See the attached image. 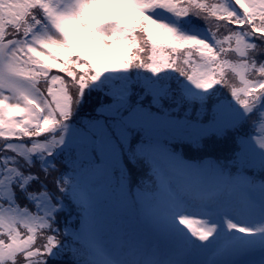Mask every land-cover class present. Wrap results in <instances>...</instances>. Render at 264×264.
Returning <instances> with one entry per match:
<instances>
[{
    "label": "snow or ice",
    "instance_id": "obj_1",
    "mask_svg": "<svg viewBox=\"0 0 264 264\" xmlns=\"http://www.w3.org/2000/svg\"><path fill=\"white\" fill-rule=\"evenodd\" d=\"M0 264H264V0H0Z\"/></svg>",
    "mask_w": 264,
    "mask_h": 264
}]
</instances>
